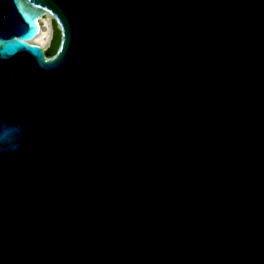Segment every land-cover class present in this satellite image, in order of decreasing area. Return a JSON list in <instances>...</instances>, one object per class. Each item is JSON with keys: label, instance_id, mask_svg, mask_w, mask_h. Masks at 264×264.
Segmentation results:
<instances>
[{"label": "water", "instance_id": "obj_1", "mask_svg": "<svg viewBox=\"0 0 264 264\" xmlns=\"http://www.w3.org/2000/svg\"><path fill=\"white\" fill-rule=\"evenodd\" d=\"M0 264H264V0H0Z\"/></svg>", "mask_w": 264, "mask_h": 264}, {"label": "rangeland", "instance_id": "obj_2", "mask_svg": "<svg viewBox=\"0 0 264 264\" xmlns=\"http://www.w3.org/2000/svg\"><path fill=\"white\" fill-rule=\"evenodd\" d=\"M40 24H41V31H42L41 39L45 43L43 49L48 50L50 46L51 38H52V31H53L51 17L48 15H45L44 17H42Z\"/></svg>", "mask_w": 264, "mask_h": 264}, {"label": "trees", "instance_id": "obj_3", "mask_svg": "<svg viewBox=\"0 0 264 264\" xmlns=\"http://www.w3.org/2000/svg\"><path fill=\"white\" fill-rule=\"evenodd\" d=\"M53 22V38L51 41V44L49 46L48 51V56H53L59 46L60 43V32L57 27V24L52 20Z\"/></svg>", "mask_w": 264, "mask_h": 264}, {"label": "bare ground", "instance_id": "obj_4", "mask_svg": "<svg viewBox=\"0 0 264 264\" xmlns=\"http://www.w3.org/2000/svg\"><path fill=\"white\" fill-rule=\"evenodd\" d=\"M44 17V16H43ZM42 18H40L39 22H38V25H39V33L38 35L33 39V42L35 44H38L39 46H41L42 48H44V41H42L41 39V36H42V31H41V24H40V21H41ZM44 34V33H43ZM44 39V38H43Z\"/></svg>", "mask_w": 264, "mask_h": 264}, {"label": "flooded vegetation", "instance_id": "obj_5", "mask_svg": "<svg viewBox=\"0 0 264 264\" xmlns=\"http://www.w3.org/2000/svg\"><path fill=\"white\" fill-rule=\"evenodd\" d=\"M52 29H53V22H52ZM52 38H53V31H52ZM52 38H51V41H52ZM31 43H33V42H31ZM50 44H51V42H50ZM44 52H45V54H47V53H48V51H47V50H44Z\"/></svg>", "mask_w": 264, "mask_h": 264}]
</instances>
